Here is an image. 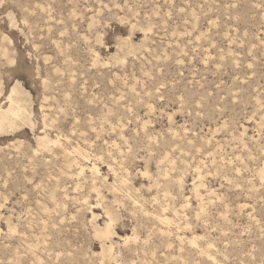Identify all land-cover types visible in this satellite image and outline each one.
Masks as SVG:
<instances>
[{
	"label": "rangeland",
	"instance_id": "rangeland-1",
	"mask_svg": "<svg viewBox=\"0 0 264 264\" xmlns=\"http://www.w3.org/2000/svg\"><path fill=\"white\" fill-rule=\"evenodd\" d=\"M0 264H264V0H0Z\"/></svg>",
	"mask_w": 264,
	"mask_h": 264
},
{
	"label": "bare ground",
	"instance_id": "bare-ground-1",
	"mask_svg": "<svg viewBox=\"0 0 264 264\" xmlns=\"http://www.w3.org/2000/svg\"><path fill=\"white\" fill-rule=\"evenodd\" d=\"M109 232H110L109 229H107L106 232H104V233L109 234ZM106 234H105V235H106Z\"/></svg>",
	"mask_w": 264,
	"mask_h": 264
}]
</instances>
